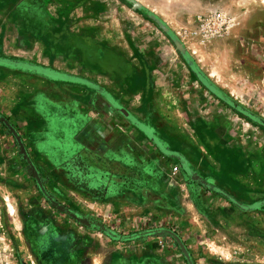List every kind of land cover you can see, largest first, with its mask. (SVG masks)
<instances>
[{
  "label": "rangeland",
  "instance_id": "374dc122",
  "mask_svg": "<svg viewBox=\"0 0 264 264\" xmlns=\"http://www.w3.org/2000/svg\"><path fill=\"white\" fill-rule=\"evenodd\" d=\"M0 264H264V0H0Z\"/></svg>",
  "mask_w": 264,
  "mask_h": 264
},
{
  "label": "water",
  "instance_id": "95a60500",
  "mask_svg": "<svg viewBox=\"0 0 264 264\" xmlns=\"http://www.w3.org/2000/svg\"><path fill=\"white\" fill-rule=\"evenodd\" d=\"M183 251L185 252V247H182Z\"/></svg>",
  "mask_w": 264,
  "mask_h": 264
}]
</instances>
